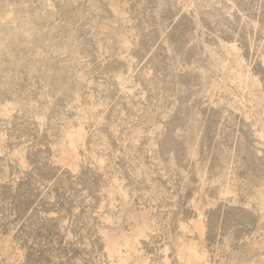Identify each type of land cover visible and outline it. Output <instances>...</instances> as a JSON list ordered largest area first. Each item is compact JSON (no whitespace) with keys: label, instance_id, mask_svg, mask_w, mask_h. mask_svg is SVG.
<instances>
[{"label":"rangeland","instance_id":"rangeland-1","mask_svg":"<svg viewBox=\"0 0 264 264\" xmlns=\"http://www.w3.org/2000/svg\"><path fill=\"white\" fill-rule=\"evenodd\" d=\"M0 264H264V0H0Z\"/></svg>","mask_w":264,"mask_h":264}]
</instances>
